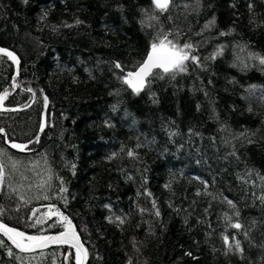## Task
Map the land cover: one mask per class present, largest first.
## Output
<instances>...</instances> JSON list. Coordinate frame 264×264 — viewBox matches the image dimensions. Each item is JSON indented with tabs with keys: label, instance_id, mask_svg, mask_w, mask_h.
<instances>
[{
	"label": "trees",
	"instance_id": "trees-1",
	"mask_svg": "<svg viewBox=\"0 0 264 264\" xmlns=\"http://www.w3.org/2000/svg\"><path fill=\"white\" fill-rule=\"evenodd\" d=\"M151 7L0 0V47L19 60L16 73L0 55V220L26 235L57 234L54 204L88 250L86 264H264V65L249 59L264 55V0H174L159 22L142 12ZM161 30L192 44L200 63L174 78L155 70L136 94L121 77ZM237 221L242 230L230 226ZM224 235L243 252L229 251ZM0 240V264H76L68 246L22 253Z\"/></svg>",
	"mask_w": 264,
	"mask_h": 264
},
{
	"label": "snow or ice",
	"instance_id": "snow-or-ice-1",
	"mask_svg": "<svg viewBox=\"0 0 264 264\" xmlns=\"http://www.w3.org/2000/svg\"><path fill=\"white\" fill-rule=\"evenodd\" d=\"M25 2H27V0H25ZM195 3L198 7L200 4V0H195ZM151 5L152 7L150 9H142V12L146 14L149 20L159 22L160 16L164 13L169 12L170 9L174 6V0H151ZM184 7L187 8L189 7V5L186 4L184 5ZM249 7L251 8L252 5L250 4ZM41 19H43V17H41ZM169 19H171L170 16ZM75 23L80 24L83 22L77 20ZM214 24L215 18L213 17L212 20L208 21L204 25V28H210ZM66 26L70 27L71 25ZM220 34L225 35L226 33L221 32ZM169 35L170 32L161 30L160 34L151 43L147 55L139 64V66L133 71H128L124 76L121 77L123 83L131 88L134 93L139 94L146 86H148V84H150L149 77L155 78L156 76L160 75V72H157L155 70H160L164 74H172L174 78L176 73H183L187 71V61L191 60L196 64L200 63V58L196 55L191 54L190 52V50L193 49L192 44L184 43L183 45H180L175 41V38L169 39ZM221 52L222 46L209 58L214 59L217 55L221 54ZM0 55L6 56L9 60L16 64L19 63L18 57L16 56L15 52L9 50L8 48L0 47ZM237 59L239 60L240 58L237 57ZM249 59H256L259 61L260 65H264V55H260L259 53H249ZM115 66L116 68H122L120 63H117ZM244 66L247 67L248 65L244 64ZM13 80L15 81V77L13 78ZM16 86L17 85L14 82L13 87ZM251 87L254 88L255 86L253 85ZM26 91L32 92V89H26ZM7 95L8 91L5 90L2 94H0V101H2ZM44 103L45 106H47L48 98L46 96L44 97ZM28 106L29 105H25V107ZM44 127L45 124L42 122L40 125L41 132L44 131ZM0 134L6 135L5 129L3 127H0ZM240 135L244 136L245 134L241 133ZM35 142H39V136H37ZM28 143L31 144L33 143V141L30 140L28 141ZM10 144L12 148L19 149L21 151L27 149L28 147V145L26 144L15 143L12 141H10ZM5 154V150L0 148V156H4ZM127 154L129 157H134L136 155L132 150H128ZM113 155H115V153ZM8 159L12 160L11 157H8ZM17 163L18 162L13 161L12 167L16 168ZM73 167L75 166L73 165ZM4 176L5 164L0 161V184L4 183ZM168 186L169 185H166V187ZM13 191H15V189H13ZM59 191L61 193H64L67 191V189L64 187H60ZM149 195L151 194L149 193ZM36 198L39 199L40 197ZM20 199L22 201L28 202L27 200H25L24 195H21ZM43 199L47 200L49 199V197L47 195H44ZM261 199H264V197H261ZM227 204L234 207L231 200H227ZM47 207L49 209L47 216L59 217V222L63 225L64 230L59 232L58 234L47 236L26 235V233L19 231L16 228L9 227L3 222H0V232H2L3 235L6 236L12 242V244L21 251H31L35 248H43L49 243L71 245L76 249V264H84L85 260H87L88 257V250L84 248V245L81 242L80 237L72 224V221L67 216H65L64 213L61 212L60 209H58L54 204H49ZM153 207H156L155 201H153ZM35 211L36 210L34 209L33 212ZM141 211H144V209H141ZM155 214L159 216L160 212L157 210ZM236 216H239L238 212L236 213ZM116 219L119 220L120 223L124 222L120 217H117ZM226 219L231 220V217L226 216ZM36 223H41V221L37 220ZM230 226L237 230L243 229V225L238 221L235 223H231ZM244 235L245 237H247L248 233L245 232ZM223 240L229 251L235 250L240 253L243 252L241 241L237 239L235 235L231 236V240L229 238V235H224ZM3 243L4 242L0 240V245H2ZM138 250L139 249L137 248V251ZM8 255H13L11 248H9L8 250ZM187 255H191V253H187ZM128 264H131V258H129Z\"/></svg>",
	"mask_w": 264,
	"mask_h": 264
},
{
	"label": "water",
	"instance_id": "water-1",
	"mask_svg": "<svg viewBox=\"0 0 264 264\" xmlns=\"http://www.w3.org/2000/svg\"><path fill=\"white\" fill-rule=\"evenodd\" d=\"M18 65H19V63L18 64L14 63L16 73L18 72ZM2 185L3 184H0V192H1V189H2ZM0 222H2V221L0 220ZM0 235H2L16 250H18L19 252H22V253H32V252L41 251V250H45V249H49V248H54V247H58V246H68V247L72 248L76 252V249L74 247H72L71 245H68V244H55V243H49V244H47V246H45L43 248H35V249L31 250V251H21L20 249H17L15 247V245H13L12 242L6 236L3 235L2 232H0ZM53 235H56V234H53ZM80 240H81V238H80ZM84 248H86L85 245H84ZM86 263H87V260H85L84 264H86Z\"/></svg>",
	"mask_w": 264,
	"mask_h": 264
},
{
	"label": "rangeland",
	"instance_id": "rangeland-1",
	"mask_svg": "<svg viewBox=\"0 0 264 264\" xmlns=\"http://www.w3.org/2000/svg\"><path fill=\"white\" fill-rule=\"evenodd\" d=\"M5 156V155H4ZM3 158V157H2ZM6 161H8V160H6ZM8 164L10 165V170H12V171H14L13 169V167H12V163L10 162V160L8 161ZM42 167L44 168V171L46 172L47 171V168H46V165L45 164H42ZM16 168H20V164H17V167ZM11 183H10V181L8 180V187H7V189H11L12 190V187H11ZM40 186V185H39ZM2 187H3V185H2ZM34 199V198H33ZM9 226V225H8ZM9 227H11V226H9ZM44 236H47V235H44ZM75 262H76V260H75Z\"/></svg>",
	"mask_w": 264,
	"mask_h": 264
}]
</instances>
